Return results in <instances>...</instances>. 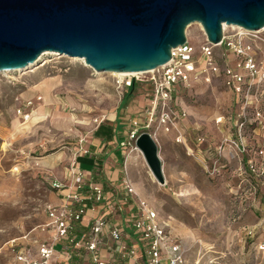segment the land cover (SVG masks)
Returning a JSON list of instances; mask_svg holds the SVG:
<instances>
[{"label":"rangeland","instance_id":"374dc122","mask_svg":"<svg viewBox=\"0 0 264 264\" xmlns=\"http://www.w3.org/2000/svg\"><path fill=\"white\" fill-rule=\"evenodd\" d=\"M187 36L201 54V24H189ZM254 48L261 58L263 51ZM116 76L97 72L80 57L53 52L30 68L0 71L1 263L12 259L13 243L46 237V207L58 197L51 181L66 179L87 138L117 113L126 125L120 134L138 126L158 143L165 183L135 144L125 150L122 166L183 241L186 264H264V156L255 152L264 147V106L262 122L249 116L248 150L234 157L228 149L219 153L218 146L235 134L242 109L221 76L180 88L186 118L170 128L157 116L147 125L153 96L148 81L130 89ZM261 101L264 105V96ZM219 115H224L221 125ZM250 160L256 171L249 169Z\"/></svg>","mask_w":264,"mask_h":264},{"label":"built area","instance_id":"2783aa9c","mask_svg":"<svg viewBox=\"0 0 264 264\" xmlns=\"http://www.w3.org/2000/svg\"><path fill=\"white\" fill-rule=\"evenodd\" d=\"M221 45L224 50L218 52L216 47ZM254 45L263 51L261 58L254 53ZM201 50L198 54L187 36L185 43L172 49L171 58L165 63L136 73L116 74L117 82L134 87L137 82L148 81L153 96L147 125L157 116L161 124L170 128L186 118L185 107L179 106L180 88L191 86L199 79L211 82L221 76L227 88L237 95L242 110L235 134L225 136L218 152L228 149L231 156L238 157L249 147L245 130L250 114L257 123L263 120L264 26L248 29L224 24L222 39L213 42L205 33ZM30 103L31 100L26 104ZM216 122L224 123V115L217 116ZM139 133L138 126L129 128L119 142L121 147L126 150L137 145ZM181 136L184 137L182 133ZM255 152L264 156V147ZM248 167L257 170L252 160ZM70 176L51 181L62 201L50 202L46 207L48 221L42 228L49 232L48 236L13 243V257L8 264H186L183 241L168 228L157 208L139 193L128 174L122 178L118 199L109 195L102 184L87 182L76 157L70 165ZM126 209L123 218L110 216ZM89 210L96 212L89 215ZM74 254L83 260L71 262Z\"/></svg>","mask_w":264,"mask_h":264},{"label":"water","instance_id":"95a60500","mask_svg":"<svg viewBox=\"0 0 264 264\" xmlns=\"http://www.w3.org/2000/svg\"><path fill=\"white\" fill-rule=\"evenodd\" d=\"M200 22L209 40L224 24L264 26V0H0V71L24 70L45 52L83 57L100 72L142 71L171 58ZM137 145L165 179L159 146L146 130Z\"/></svg>","mask_w":264,"mask_h":264},{"label":"crops","instance_id":"0c3cea01","mask_svg":"<svg viewBox=\"0 0 264 264\" xmlns=\"http://www.w3.org/2000/svg\"><path fill=\"white\" fill-rule=\"evenodd\" d=\"M119 117L121 116L116 113L112 116L111 121H109L108 124H103L96 130L95 133L97 135L93 134L87 138L83 151L77 156V162L85 173V180L87 182L102 184L108 194H112L113 197L117 199L121 196L122 178L125 174H128L124 172V166H122V163L125 160V150L119 143L124 136V134L122 135L120 133L126 131V125ZM69 177H71L70 167L66 169L64 178ZM131 179L133 180L132 177ZM133 182L138 190L139 187L137 182L134 180ZM55 191L58 196L55 202H61L62 196L56 189ZM127 211V209L120 212L118 211L115 214H110V216L113 218H123L127 214ZM95 212L96 211L94 210H89V215H93ZM128 229L130 230L132 237H135V233L132 229ZM48 233L49 232H47L46 236H48ZM82 260L83 258L76 254L70 259L71 262ZM85 262H88V260L86 259Z\"/></svg>","mask_w":264,"mask_h":264},{"label":"bare ground","instance_id":"6f19581e","mask_svg":"<svg viewBox=\"0 0 264 264\" xmlns=\"http://www.w3.org/2000/svg\"><path fill=\"white\" fill-rule=\"evenodd\" d=\"M199 24H201L200 22H198ZM225 25H226V23H225ZM201 26H202V24H201ZM202 29L204 30V28H203V26H202ZM80 58H82L83 60H84V62L86 63V61H85V59L83 58V57H80ZM87 64V63H86ZM96 70V69H95ZM97 71V70H96ZM97 72H100V71H97ZM136 72H139V71H111V73H113V74H119V75H123V74H128V73H136ZM137 148H139L140 149V151L143 153V155H144V157H145V154H144V152H143V150L139 147V146H137ZM145 159H146V157H145ZM147 161V160H146ZM148 163V162H147ZM148 166H149V164H148ZM149 168H150V166H149ZM150 170H151V172H152V174L155 176V174L153 173V171H152V169L150 168ZM156 177V176H155ZM156 179L158 180V181H160L157 177H156ZM161 183H165L166 182V180L164 179L163 181H160Z\"/></svg>","mask_w":264,"mask_h":264},{"label":"trees","instance_id":"16d2710c","mask_svg":"<svg viewBox=\"0 0 264 264\" xmlns=\"http://www.w3.org/2000/svg\"><path fill=\"white\" fill-rule=\"evenodd\" d=\"M133 86H130V89L132 88Z\"/></svg>","mask_w":264,"mask_h":264}]
</instances>
